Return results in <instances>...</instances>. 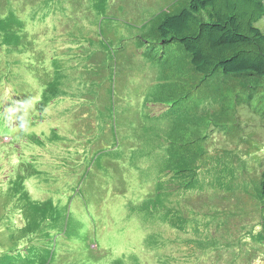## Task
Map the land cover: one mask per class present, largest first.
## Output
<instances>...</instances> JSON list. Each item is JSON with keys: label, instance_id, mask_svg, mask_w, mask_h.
<instances>
[{"label": "trees", "instance_id": "16d2710c", "mask_svg": "<svg viewBox=\"0 0 264 264\" xmlns=\"http://www.w3.org/2000/svg\"><path fill=\"white\" fill-rule=\"evenodd\" d=\"M166 1L0 0V264H264V0Z\"/></svg>", "mask_w": 264, "mask_h": 264}, {"label": "rangeland", "instance_id": "374dc122", "mask_svg": "<svg viewBox=\"0 0 264 264\" xmlns=\"http://www.w3.org/2000/svg\"><path fill=\"white\" fill-rule=\"evenodd\" d=\"M142 1L147 7L150 6V4H149V2H150L153 6H155L158 9L160 6L166 5L168 3L166 0H142ZM257 24L260 26H264V18H261L260 20H258ZM34 73H35V77L31 78L32 82L30 83V81H29V83L31 85H33L34 82L37 80V76H38L39 72L36 69V71ZM35 90L36 89L32 88L31 86H27L22 90V92L25 93L26 96L28 97V102L26 103L25 109L19 108L18 106L11 107L8 109H5V107L0 108V137L2 136V130H1L2 122H3V125H7L9 118H12L13 121H15L17 123L16 126H8L7 127L9 134L12 136V140L8 141V142H3L2 146L11 147L13 142L18 144L19 148H31L33 146L32 135L33 134H40V132L42 130L41 125H40L41 129L38 131L37 125L30 123V118H31V116H33L35 114V109H36L34 102H33ZM252 134H256V132L253 131ZM256 137H257V141H250L251 142L250 148L260 150V152L263 153L264 152V131L259 132L256 135ZM217 138L219 139V137H217ZM7 140H9V138ZM7 140H4V141H7ZM26 145H28V146H26ZM19 152H21L19 149L18 150L14 149L12 151V154H8L7 152L2 154V159H1L2 164L0 165V185L1 186L6 185L3 182L4 175H7V172L5 171L4 168H6V166H14V164L20 160V159H18ZM11 155H13V156L10 157ZM2 169H3V171H2ZM211 195H213V194H210V196ZM250 202L251 201H249L248 198L244 194H240L238 197V200H236V199L227 200V198H226L225 201L221 202V206L226 207V209H225L226 211L239 212V211H241V209L249 208ZM76 209L77 208H75V210ZM236 217H238V216H236ZM102 237L103 238L106 237L104 235V231L102 232ZM112 238H113V234H110V238H108L107 242L111 243ZM138 243L139 242L137 241L134 244H132V239H129V238L125 239V246L131 245L133 248H136L139 245ZM116 248L118 249V251H122L124 249V246L120 245ZM114 253H117L116 250H114ZM124 254L128 255V251L127 250L124 251ZM226 263L227 262H224L222 264H226ZM259 263H261V262H257V264H259ZM204 264H212V262L210 260H206V261H204Z\"/></svg>", "mask_w": 264, "mask_h": 264}, {"label": "clouds", "instance_id": "9594fccd", "mask_svg": "<svg viewBox=\"0 0 264 264\" xmlns=\"http://www.w3.org/2000/svg\"><path fill=\"white\" fill-rule=\"evenodd\" d=\"M149 4H151L150 2H149ZM153 6V5H152ZM153 7H155V6H153ZM8 139V137H3V140H7ZM95 244H93V246H94Z\"/></svg>", "mask_w": 264, "mask_h": 264}]
</instances>
